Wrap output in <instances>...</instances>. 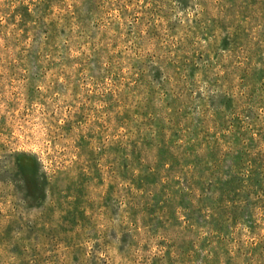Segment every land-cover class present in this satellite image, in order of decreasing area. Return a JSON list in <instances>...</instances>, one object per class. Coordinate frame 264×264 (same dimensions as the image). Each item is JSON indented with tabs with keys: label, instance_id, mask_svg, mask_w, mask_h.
Here are the masks:
<instances>
[{
	"label": "rangeland",
	"instance_id": "obj_1",
	"mask_svg": "<svg viewBox=\"0 0 264 264\" xmlns=\"http://www.w3.org/2000/svg\"><path fill=\"white\" fill-rule=\"evenodd\" d=\"M260 239L264 0H0V264H264Z\"/></svg>",
	"mask_w": 264,
	"mask_h": 264
},
{
	"label": "trees",
	"instance_id": "obj_2",
	"mask_svg": "<svg viewBox=\"0 0 264 264\" xmlns=\"http://www.w3.org/2000/svg\"><path fill=\"white\" fill-rule=\"evenodd\" d=\"M220 141H221V139H219L216 136L214 137L213 141L209 144L211 146L212 152H216V150H218V144H219ZM193 143L194 142L190 143V145H189V147L192 148V149L196 148V145H197L196 143H194V144ZM227 156H228V154L224 155V158H227ZM244 160L239 155L232 156V161H234V163L236 162V163L239 164L240 162H243ZM208 161L211 162V163H214V162H217V161L220 162L221 159L217 158V155L212 153V156H210ZM192 186H194V185L192 184ZM206 208H207L208 211H213L215 209H218V206H217V203H216V205L212 204L210 207H206ZM209 231L213 235H216L217 237H221L223 240L227 239V236H225V233L222 232L221 230H218V228L215 227V226L214 227L212 226V228L210 227ZM263 249H264V239H260L258 242L250 245V251H252V252H257L258 250H262L263 251Z\"/></svg>",
	"mask_w": 264,
	"mask_h": 264
}]
</instances>
